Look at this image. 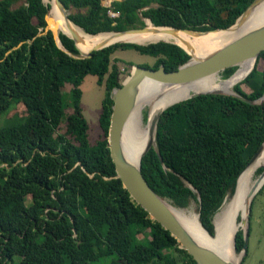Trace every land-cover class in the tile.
<instances>
[{
    "label": "trees",
    "instance_id": "obj_1",
    "mask_svg": "<svg viewBox=\"0 0 264 264\" xmlns=\"http://www.w3.org/2000/svg\"><path fill=\"white\" fill-rule=\"evenodd\" d=\"M61 2L66 10L74 9L69 19L94 35L142 27L141 17L150 19V27L223 29L252 0ZM49 8L43 0H0V264H90L110 255V264H196L115 177L107 145L109 92L121 84L118 66L111 63L113 52L133 49L155 58L153 65L142 66L163 64L167 71L189 55L171 42H115L78 58L66 31L58 33L59 47L47 28ZM77 47L86 52L88 46L78 39ZM258 60L264 62V49L253 69L232 87L250 100L264 94ZM234 70L226 68L221 75L226 79ZM87 74L96 76L99 85L105 78L98 117L103 134L93 143L80 104ZM66 84L71 86L67 92ZM18 104L23 115L4 117ZM263 141L264 100L250 104L231 95L199 94L162 111L155 135L161 161L151 147L141 156L140 169L153 191L170 204L185 208L194 202L201 225L214 235V213L232 196L237 177ZM263 169L258 167L256 174ZM242 247L238 229L235 252Z\"/></svg>",
    "mask_w": 264,
    "mask_h": 264
},
{
    "label": "water",
    "instance_id": "obj_2",
    "mask_svg": "<svg viewBox=\"0 0 264 264\" xmlns=\"http://www.w3.org/2000/svg\"><path fill=\"white\" fill-rule=\"evenodd\" d=\"M260 1L261 0H252V2L236 18L235 22L232 25L223 29L217 28L212 30H191V29L177 28L174 26H155L153 24H152L153 25L152 28L164 27V28H168V31L170 33H175L176 31H184L186 33H191L193 35H199L201 33H206L215 30H226L234 25L241 23L244 20V18L247 17L248 13L260 3ZM54 2L57 8L64 14L65 19L67 21H71L68 17L69 12L68 10L65 9L61 0H54ZM141 19L144 21V26L142 27L109 31V32H112L114 33L115 36H117L126 32L140 33L149 30L148 28L150 27L146 26V19L148 18L141 17ZM148 20L150 21V19ZM79 28L82 29L81 27ZM50 30L54 35L57 45L59 47H62L60 40L58 38V33H55L52 29ZM64 34L68 35L74 41V44L78 50V54L76 56L78 58L91 57L92 51L110 45V44L108 45L106 44V45L96 46L86 52H81L77 47L78 37L76 33L72 31L70 32V34L67 33ZM159 41L171 42L177 44L187 52V54L189 55V59L183 64L179 65L176 69L171 71L165 70L163 64H160L155 69L151 67H145L142 65L135 64L133 65L131 71L129 72V75L121 82V84L119 86L113 87L110 90L109 97L112 100V106H111V113H110L108 133H107V145L109 148V153L112 163L114 164L115 173H116L115 177L120 179L122 186L127 190L130 197L135 201V203L140 205V207L147 212V214L151 219L157 221L164 229L168 230L170 234L178 241L179 246L184 250H186L192 256L196 264H240V261L243 259L241 254H238L239 255L238 260H234L225 256L221 251L215 249L214 247L206 243L200 242L185 227V225L177 216L176 208L178 207L170 204V202L167 199L162 198L157 193H155V191H153V189L148 185L147 181L142 175L140 169V159L141 156H143L151 147L155 149L158 155V159L159 161H161L159 151L155 142L156 125L160 114L168 106L162 108L151 120H149L147 113L146 125L147 124L149 125V129L151 131L152 137L144 147L139 162L137 164L130 161L128 157L125 155L122 147L121 139H122V133H123L124 125L126 123V119L136 103L140 86L144 82V80L146 79L153 80L155 82H158L163 85H167L169 87H183L211 75H216V74L220 75L222 74V71L224 69L237 66L243 61H247L249 59L256 61L260 51L264 49V21L261 24L231 39L230 41L226 42L225 44L213 50L212 52L202 57H197L195 59H192V56L188 53V51L177 42L166 41V40H159ZM155 42L158 41H154L150 43H155ZM131 43H135V42H131ZM137 44H148V43H137ZM253 67L246 73V75L253 69ZM233 73L231 75H233ZM206 93L231 95L250 104L261 103L264 100V94L259 99L250 100L248 98L242 97L232 89L231 92H222L219 90L193 92L179 101L185 100L187 98L195 97L199 94H206ZM179 101H176L174 103H177ZM263 143L264 141L261 143V145L256 150V152L252 155L245 168L251 163V161L258 154ZM243 170L241 171V173L243 172ZM239 176L237 177L236 180V186L234 192L236 191ZM263 184H264V169L260 174H258L257 178L254 180L247 193V197L249 198L246 204L247 214L245 218L240 219V223H239V229H241L243 232V247H242V251H240L243 252V255L246 250L247 241H248V226H249V213H250L251 201L254 195L258 192V190L261 188ZM196 215L198 218V213ZM234 241H235V234L232 240V247L235 253Z\"/></svg>",
    "mask_w": 264,
    "mask_h": 264
},
{
    "label": "bare ground",
    "instance_id": "obj_3",
    "mask_svg": "<svg viewBox=\"0 0 264 264\" xmlns=\"http://www.w3.org/2000/svg\"><path fill=\"white\" fill-rule=\"evenodd\" d=\"M47 21L49 27L55 32H75L78 39L87 44V51L101 45L115 42L150 43L159 40L175 41L191 53L192 59L202 57L219 48L226 42L261 24L264 21V0L255 6L244 18V20L226 30H215L199 35H193L184 31L170 33L168 28H148L140 33L126 32L115 36L112 32H101L97 34L85 33L75 26L71 21L65 19L64 14L57 8L54 0H51ZM146 19V25L149 24ZM187 47H185V46ZM254 60L249 59L239 64L236 71L229 78L221 79L218 74L205 77L183 87H169L153 80L146 79L140 86L136 103L129 113L122 133V147L125 155L130 161L137 164L141 153L152 137L149 125H144L142 111L148 107L149 120L164 107L179 101L193 92L219 90L231 92L233 85L242 79L246 73L255 65ZM264 165V143L251 161V163L240 174L234 194L226 198L223 205L214 216L215 234L210 235L204 229L193 210L188 212L176 208V214L185 227L202 243H206L221 251L225 256L238 260L239 255L234 253L232 247L233 236L239 229L241 218H245L247 193L252 185L250 178L255 169ZM239 217V221H238Z\"/></svg>",
    "mask_w": 264,
    "mask_h": 264
},
{
    "label": "rangeland",
    "instance_id": "obj_4",
    "mask_svg": "<svg viewBox=\"0 0 264 264\" xmlns=\"http://www.w3.org/2000/svg\"><path fill=\"white\" fill-rule=\"evenodd\" d=\"M23 1L24 0H18V3H21ZM108 1L109 0H105V2L107 3ZM43 2L45 4H49L50 7L52 5L51 0H43ZM72 11H74V9L68 10L69 13ZM47 15L48 12L46 14V21H47ZM47 28L51 29L48 25V21H47ZM111 58H112L111 63H116V65L118 66V70H119L118 77L120 82H122L129 75V72L131 71L133 65L148 64L151 66L155 62L154 57L145 54H140L139 52L133 49H116L111 55ZM238 66L239 65L235 66L234 72L236 71ZM263 67H264V62L262 60H258L257 68L259 70H262L264 69ZM219 77L221 79H224L221 74L219 75ZM96 79H97L96 76L87 74L80 85L82 91L80 104L82 107V114L88 123V127H89L88 136L90 143H93L95 140L101 138L103 134L101 128L99 127L98 117L101 112V101L105 94V78L103 79L100 85L97 84ZM70 87H71L70 84H66V92L69 91ZM242 88L247 92L249 91L245 85H242ZM66 92L63 95L64 97L63 101L65 103H68L69 95ZM71 111H72L71 107H67L66 112L70 113ZM142 113H143L142 120L144 125H146L148 107H145ZM23 114H24V107L23 105L18 104V105H14L11 109H9L7 113L4 114V117H11L14 115H23ZM60 131H64V124L61 125ZM257 176L258 175L254 171L253 175L250 178V184L257 178ZM229 197L231 196H226V198ZM225 199L223 200V202L225 201ZM27 200L29 201V198ZM223 202L221 206L223 205ZM221 206L219 207V209L221 208ZM181 209H184L187 212L189 210H193L194 213L197 214L196 204L194 202H192L188 207ZM218 210L214 213L212 217V222L214 224V234H215L214 216L218 213ZM238 221H239V217H238ZM249 225H250V234L248 235L246 254L244 256V260L242 264H264V185L253 199ZM147 233L148 230L138 234V237L142 238L143 235ZM235 254L236 255L241 254L243 257V252L240 253L235 252ZM113 258H114L113 255L106 256L90 264H110V261Z\"/></svg>",
    "mask_w": 264,
    "mask_h": 264
},
{
    "label": "built area",
    "instance_id": "obj_5",
    "mask_svg": "<svg viewBox=\"0 0 264 264\" xmlns=\"http://www.w3.org/2000/svg\"><path fill=\"white\" fill-rule=\"evenodd\" d=\"M109 14H110L111 16H115V15H116V13H115V12H112V11H109Z\"/></svg>",
    "mask_w": 264,
    "mask_h": 264
}]
</instances>
